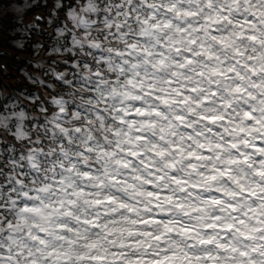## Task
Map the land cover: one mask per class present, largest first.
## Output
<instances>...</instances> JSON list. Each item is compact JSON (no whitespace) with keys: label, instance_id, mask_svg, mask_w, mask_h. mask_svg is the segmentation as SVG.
Returning a JSON list of instances; mask_svg holds the SVG:
<instances>
[{"label":"clouds","instance_id":"9594fccd","mask_svg":"<svg viewBox=\"0 0 264 264\" xmlns=\"http://www.w3.org/2000/svg\"><path fill=\"white\" fill-rule=\"evenodd\" d=\"M0 264H264V0H0Z\"/></svg>","mask_w":264,"mask_h":264}]
</instances>
